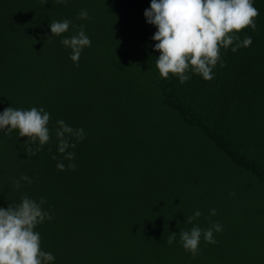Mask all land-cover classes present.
I'll use <instances>...</instances> for the list:
<instances>
[{
    "label": "trees",
    "instance_id": "trees-1",
    "mask_svg": "<svg viewBox=\"0 0 264 264\" xmlns=\"http://www.w3.org/2000/svg\"><path fill=\"white\" fill-rule=\"evenodd\" d=\"M253 3L255 30L221 48L214 78L189 70L182 84L156 67L151 0H0V113L50 114L35 156L18 129L0 131V207L45 199L53 218L35 231L51 264H264V0ZM82 27L91 46L77 64L61 40ZM59 120L84 130L72 161L58 151ZM216 223L215 243L202 235L196 255L184 249L181 230Z\"/></svg>",
    "mask_w": 264,
    "mask_h": 264
},
{
    "label": "clouds",
    "instance_id": "clouds-1",
    "mask_svg": "<svg viewBox=\"0 0 264 264\" xmlns=\"http://www.w3.org/2000/svg\"><path fill=\"white\" fill-rule=\"evenodd\" d=\"M42 2L45 4L48 0ZM54 2L67 3L68 0ZM259 14L253 0H151L150 8L145 10L144 15L147 22L158 29L152 39L157 41L155 49L160 53L156 60L160 75L168 78L172 74L183 84L190 79L187 73L191 70L205 80H212L213 68L220 60L221 48L227 49L234 42L240 41L236 33L245 28L255 30V20ZM79 18L88 19L87 10H81ZM70 24L68 19L62 22L52 21V35L60 36L65 33ZM61 43L72 50L70 59L77 64L82 49L91 46V40L83 27L78 35L64 38ZM251 44L252 38L246 36L231 50L236 52L240 47ZM49 120L50 114L44 108L19 110L8 107L0 113V131L18 129L20 137L26 136L28 142L36 145L38 142L39 146L35 149L28 147L26 142L25 150L28 155L35 156L50 140ZM57 123L58 151L64 154L65 159L72 161L75 153L67 149L75 148L76 145L71 143V138L83 140L84 130L74 129L64 120ZM52 158L56 159L55 156ZM67 167L74 169L75 164L70 163ZM57 168L63 171L65 164L59 162ZM20 180L32 182L26 175ZM20 180L16 181L17 189L21 187ZM45 202L43 197L37 202L24 195L20 203H12L7 208L0 207V264H51L55 259L52 253L41 249L40 233L35 231L38 224L53 218L44 210ZM210 214L216 215V209H212ZM200 215L201 212L196 211L193 216L187 217V223H192ZM213 230L222 231V226L216 223L208 229L202 230L199 226H194L190 231L181 230L180 239L184 249L196 255L202 235L206 242L215 243ZM175 239L176 233L172 232L167 243L171 245Z\"/></svg>",
    "mask_w": 264,
    "mask_h": 264
}]
</instances>
